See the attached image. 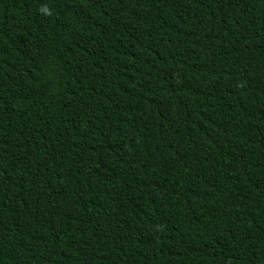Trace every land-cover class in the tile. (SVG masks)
Masks as SVG:
<instances>
[{
  "label": "trees",
  "instance_id": "16d2710c",
  "mask_svg": "<svg viewBox=\"0 0 264 264\" xmlns=\"http://www.w3.org/2000/svg\"><path fill=\"white\" fill-rule=\"evenodd\" d=\"M0 264H264V0H0Z\"/></svg>",
  "mask_w": 264,
  "mask_h": 264
}]
</instances>
